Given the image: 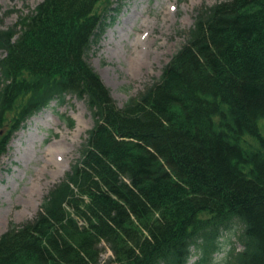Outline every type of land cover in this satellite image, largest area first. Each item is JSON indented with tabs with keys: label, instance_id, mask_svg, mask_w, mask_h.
Listing matches in <instances>:
<instances>
[{
	"label": "trees",
	"instance_id": "16d2710c",
	"mask_svg": "<svg viewBox=\"0 0 264 264\" xmlns=\"http://www.w3.org/2000/svg\"><path fill=\"white\" fill-rule=\"evenodd\" d=\"M122 2L43 0L0 30V160L54 101L94 120L35 218L0 236V264H189L193 249L213 264L235 226L225 264H264V0L197 9L160 78L119 107L88 58Z\"/></svg>",
	"mask_w": 264,
	"mask_h": 264
},
{
	"label": "rangeland",
	"instance_id": "374dc122",
	"mask_svg": "<svg viewBox=\"0 0 264 264\" xmlns=\"http://www.w3.org/2000/svg\"><path fill=\"white\" fill-rule=\"evenodd\" d=\"M223 0H124L113 25L93 47L89 62L111 90L119 107L159 79L164 67L184 43V33L193 26L196 10ZM42 0H0V30L12 27L29 15ZM12 13V14H11ZM147 22L156 28L147 29ZM147 33L149 45L138 42ZM134 49V50H132ZM0 52V58L3 57ZM94 121L83 101L67 97L31 118L15 134L0 168V236L10 225L32 219L48 191L67 172L78 157L79 149ZM264 136V121L258 123ZM61 140V143L57 142ZM253 147L258 143L246 139ZM55 154L59 158L54 159ZM62 154V155H61ZM66 163H68L66 167ZM65 169V170H63ZM34 203L31 204L30 200ZM241 228L221 232L213 264H225L243 250ZM189 264H197L200 250L193 249ZM113 255L104 250L103 262Z\"/></svg>",
	"mask_w": 264,
	"mask_h": 264
},
{
	"label": "bare ground",
	"instance_id": "6f19581e",
	"mask_svg": "<svg viewBox=\"0 0 264 264\" xmlns=\"http://www.w3.org/2000/svg\"><path fill=\"white\" fill-rule=\"evenodd\" d=\"M151 27H152L151 22H147V29L149 30V29H151ZM141 44L142 45H149V41L147 40V33L146 32L141 34L140 38L138 39V42L133 44V48L136 49L138 47V45H141ZM134 49H132V50H134ZM59 143H61V140H59L57 142V144H59ZM59 156L60 155L59 154H55V151H54L55 162H56V159L59 158ZM65 165L67 167L68 163H66ZM63 170H65V169H63ZM30 202H31V204L34 203L33 199H31Z\"/></svg>",
	"mask_w": 264,
	"mask_h": 264
}]
</instances>
